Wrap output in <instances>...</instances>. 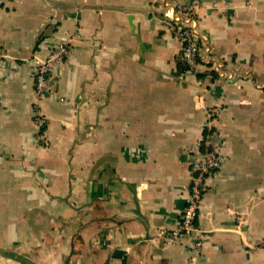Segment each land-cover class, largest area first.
<instances>
[{
    "label": "crops",
    "instance_id": "0c3cea01",
    "mask_svg": "<svg viewBox=\"0 0 264 264\" xmlns=\"http://www.w3.org/2000/svg\"><path fill=\"white\" fill-rule=\"evenodd\" d=\"M177 1L0 0V264H264V0H195L222 71L181 70ZM60 39L37 98L31 60ZM211 135L196 249L160 232Z\"/></svg>",
    "mask_w": 264,
    "mask_h": 264
},
{
    "label": "built area",
    "instance_id": "2783aa9c",
    "mask_svg": "<svg viewBox=\"0 0 264 264\" xmlns=\"http://www.w3.org/2000/svg\"><path fill=\"white\" fill-rule=\"evenodd\" d=\"M165 28L182 42L181 58L187 64L188 70H193L199 62H212L214 56L208 47L202 48L204 36L199 32V18L196 13L195 0H179L173 5L166 3ZM70 50L69 40L60 39L47 49L43 55H34L35 92L37 98L54 92L52 69L55 64L64 60ZM216 69H218L216 67ZM34 122L38 130L45 124L42 112L35 108ZM216 136H208L204 140L203 150L193 151L189 157L192 172V185L188 202L183 209L178 224L170 231L161 230V234L168 235L169 239L178 240L181 237L197 238L193 242L197 249L204 239L203 234L195 227L198 208L206 190L208 177L217 170L222 161V155L216 145Z\"/></svg>",
    "mask_w": 264,
    "mask_h": 264
},
{
    "label": "rangeland",
    "instance_id": "374dc122",
    "mask_svg": "<svg viewBox=\"0 0 264 264\" xmlns=\"http://www.w3.org/2000/svg\"><path fill=\"white\" fill-rule=\"evenodd\" d=\"M205 47H208L209 49H210V47L207 45V46H205ZM202 48H203V46H202ZM210 51H211V49H210ZM214 57V62L213 63H215V67H217V68H219L220 69V71H222L221 70V68L223 67V62H222V60H220V59H218L217 57H216V55H213Z\"/></svg>",
    "mask_w": 264,
    "mask_h": 264
},
{
    "label": "trees",
    "instance_id": "16d2710c",
    "mask_svg": "<svg viewBox=\"0 0 264 264\" xmlns=\"http://www.w3.org/2000/svg\"><path fill=\"white\" fill-rule=\"evenodd\" d=\"M183 61V60H182ZM180 68H181V70H187L188 69V66H187V64L183 61V62H181L180 63Z\"/></svg>",
    "mask_w": 264,
    "mask_h": 264
}]
</instances>
